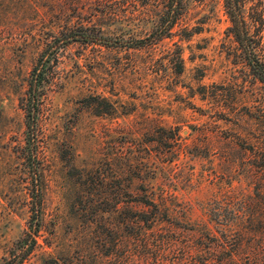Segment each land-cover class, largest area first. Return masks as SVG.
Masks as SVG:
<instances>
[{"label":"rangeland","instance_id":"1","mask_svg":"<svg viewBox=\"0 0 264 264\" xmlns=\"http://www.w3.org/2000/svg\"><path fill=\"white\" fill-rule=\"evenodd\" d=\"M157 2L0 0V264L32 214L35 181L19 153L26 135L21 98L43 54L57 61L46 66L38 123L41 246L25 264H51V256L64 264H141L127 258L129 251L139 256L140 245L102 255L99 243L114 241L108 232L116 216L101 213L93 223L80 216L91 201L111 208L120 186L125 202L153 187L179 214L214 229L216 208L233 217L257 197L264 155L252 143L264 146V86L228 57L222 0H193L175 29L195 28L189 40L176 33L140 42L157 28ZM84 28L97 44L81 41ZM94 92L113 104L112 113L85 107L83 98ZM169 126L180 128L174 141ZM144 252L155 259V249Z\"/></svg>","mask_w":264,"mask_h":264},{"label":"trees","instance_id":"2","mask_svg":"<svg viewBox=\"0 0 264 264\" xmlns=\"http://www.w3.org/2000/svg\"><path fill=\"white\" fill-rule=\"evenodd\" d=\"M192 2L193 0H159L157 28H154L149 37L138 41L161 40L176 36V33H179L181 40H189L198 33L195 28L182 26L179 32L175 29L184 21ZM222 2L229 19L226 30V36L231 40L227 50L228 57L234 63L244 65L264 86V0ZM95 35L97 34L91 33L89 28H84L81 41L86 44H97L98 38ZM139 47L142 46L136 48ZM177 57L179 71H182L184 59L181 50ZM55 61L56 55L50 57L43 54L40 57L30 73L25 97L21 98L26 117V135L25 144L19 153L30 161L35 190L34 194H31L32 214L29 224L23 235L13 243L9 255L2 257L3 264H25L41 246L39 233L42 222L43 179L38 123L43 87L48 83L46 66ZM82 101L85 107L97 116L103 113L110 114L114 110L113 104L97 92L88 94ZM164 130L171 134L169 140L174 141L180 128L169 126L164 127ZM240 135L238 137H242ZM239 139L242 142L241 146L245 147L243 143L245 139ZM252 146V149L255 150L257 147L264 155V146L260 147L256 143H252ZM64 157L66 155L63 154V159ZM72 167L78 169L74 164ZM257 167L255 175L257 197L251 196L245 207L236 210L233 217H227L220 212L219 207L216 208L209 218V221L216 225L215 229L214 226L210 227L209 222L192 220L186 214H179L168 202L166 195H157L153 187L146 186L127 202L122 200L125 192L120 186L111 208H101L98 203L91 201L83 208L80 216H88L89 223L96 221L101 213L116 216L117 222L112 223V232H108L114 241L109 243L102 237L99 243L102 255L107 257L117 254L121 248L135 244L143 246L144 251L146 249L156 251L155 259L151 262L147 255L149 252L138 250L139 256L130 251L127 253V258L139 259L141 264H264V162ZM100 203L105 204L104 200ZM126 228L129 229L128 234H125ZM163 230L164 235L157 234ZM178 246L179 256L169 258ZM51 264H64V261L60 257L51 256Z\"/></svg>","mask_w":264,"mask_h":264}]
</instances>
